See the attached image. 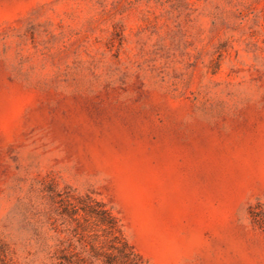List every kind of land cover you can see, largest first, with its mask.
Returning a JSON list of instances; mask_svg holds the SVG:
<instances>
[{"label":"rangeland","instance_id":"374dc122","mask_svg":"<svg viewBox=\"0 0 264 264\" xmlns=\"http://www.w3.org/2000/svg\"><path fill=\"white\" fill-rule=\"evenodd\" d=\"M0 264H264V0H0Z\"/></svg>","mask_w":264,"mask_h":264}]
</instances>
